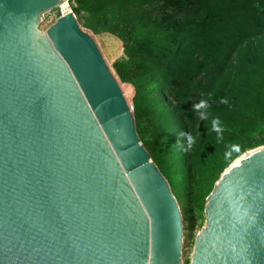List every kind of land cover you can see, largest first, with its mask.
I'll return each mask as SVG.
<instances>
[{
    "label": "water",
    "instance_id": "95a60500",
    "mask_svg": "<svg viewBox=\"0 0 264 264\" xmlns=\"http://www.w3.org/2000/svg\"><path fill=\"white\" fill-rule=\"evenodd\" d=\"M61 0H0V264H182L183 217L133 103ZM207 199L190 264H264V146Z\"/></svg>",
    "mask_w": 264,
    "mask_h": 264
},
{
    "label": "trees",
    "instance_id": "16d2710c",
    "mask_svg": "<svg viewBox=\"0 0 264 264\" xmlns=\"http://www.w3.org/2000/svg\"><path fill=\"white\" fill-rule=\"evenodd\" d=\"M71 7L90 32L122 42L113 68L134 89L137 133L192 229L225 170L264 146V0H71Z\"/></svg>",
    "mask_w": 264,
    "mask_h": 264
},
{
    "label": "rangeland",
    "instance_id": "374dc122",
    "mask_svg": "<svg viewBox=\"0 0 264 264\" xmlns=\"http://www.w3.org/2000/svg\"><path fill=\"white\" fill-rule=\"evenodd\" d=\"M73 11V10H72ZM60 12L56 9L50 11L44 16V19L40 25V30L42 32H46L56 21L57 17L59 16ZM76 16V19L81 26V28L90 34L93 39L96 41L101 53L103 54L106 62L108 65L113 68L114 63L123 57V44L120 40L116 37L107 35V34H93L88 29L85 28L84 19L82 15H77L73 12ZM114 69V68H113ZM121 87L126 92V98L130 103H133L134 97V89L127 84H122ZM129 90V91H128ZM259 148V147H258ZM257 149V148H255ZM254 150V149H253ZM251 151V150H250ZM249 152V151H248ZM182 217H183V225H184V233H183V250H182V264H190L191 257L194 251L195 246V239L197 235L206 227V217L197 219L195 226L192 229H188V223L185 221L184 213L180 207Z\"/></svg>",
    "mask_w": 264,
    "mask_h": 264
},
{
    "label": "built area",
    "instance_id": "2783aa9c",
    "mask_svg": "<svg viewBox=\"0 0 264 264\" xmlns=\"http://www.w3.org/2000/svg\"><path fill=\"white\" fill-rule=\"evenodd\" d=\"M65 8H64V7ZM60 12L59 16L65 15L69 12L73 13L72 7H71V0H61L60 5L56 8ZM58 16V17H59Z\"/></svg>",
    "mask_w": 264,
    "mask_h": 264
},
{
    "label": "clouds",
    "instance_id": "9594fccd",
    "mask_svg": "<svg viewBox=\"0 0 264 264\" xmlns=\"http://www.w3.org/2000/svg\"><path fill=\"white\" fill-rule=\"evenodd\" d=\"M203 106H205V104H204V102L203 101H201V103L199 104V105H195L194 107L195 108H197V109H199L200 107H203ZM217 124H218V121H213V130H215V131H219V129H218V127H217ZM187 139H188V142H189V145H191L192 143H193V139H192V137L189 135L188 137H187Z\"/></svg>",
    "mask_w": 264,
    "mask_h": 264
},
{
    "label": "bare ground",
    "instance_id": "6f19581e",
    "mask_svg": "<svg viewBox=\"0 0 264 264\" xmlns=\"http://www.w3.org/2000/svg\"><path fill=\"white\" fill-rule=\"evenodd\" d=\"M63 7H64V6H63ZM64 8H65V7H64ZM128 91H129V90H128ZM125 94H126V92H125ZM249 153H251V152H248V154H249Z\"/></svg>",
    "mask_w": 264,
    "mask_h": 264
}]
</instances>
